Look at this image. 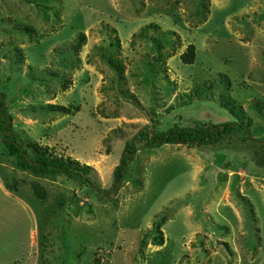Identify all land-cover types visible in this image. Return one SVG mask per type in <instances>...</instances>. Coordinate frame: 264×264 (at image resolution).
Segmentation results:
<instances>
[{
    "label": "rangeland",
    "instance_id": "1",
    "mask_svg": "<svg viewBox=\"0 0 264 264\" xmlns=\"http://www.w3.org/2000/svg\"><path fill=\"white\" fill-rule=\"evenodd\" d=\"M0 102L103 190L21 170L0 127V264H264V0H0ZM196 123L248 134L139 146L115 190L127 141Z\"/></svg>",
    "mask_w": 264,
    "mask_h": 264
},
{
    "label": "trees",
    "instance_id": "2",
    "mask_svg": "<svg viewBox=\"0 0 264 264\" xmlns=\"http://www.w3.org/2000/svg\"><path fill=\"white\" fill-rule=\"evenodd\" d=\"M85 35L78 37V43L74 47L76 52L85 45ZM194 49L190 55L185 54L182 59L185 64L194 63ZM111 64L116 67L113 62ZM12 118L6 110L4 104L0 102V127L3 131V149L8 158L13 159L23 171L30 172L39 177H64L82 185L92 186L101 193L103 190L89 177L88 167L80 168L78 163L64 162L58 159H48L45 152L43 157L36 158L26 150L21 138L12 129ZM246 132L243 126L238 124H224L215 126L212 124H194L189 127L174 126L167 132L159 133L145 127L137 136L126 142L124 155L121 163L116 168L114 177V188L117 190L124 180L129 165L134 161L138 147L161 148L165 145H184L188 147L213 146L218 144L225 136ZM247 133V132H246ZM248 134V133H247ZM246 134V135H247Z\"/></svg>",
    "mask_w": 264,
    "mask_h": 264
}]
</instances>
